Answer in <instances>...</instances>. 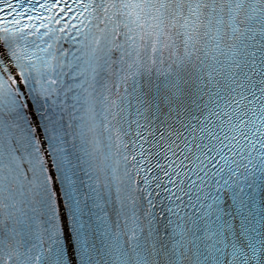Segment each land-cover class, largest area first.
<instances>
[{"label":"snow or ice","instance_id":"snow-or-ice-1","mask_svg":"<svg viewBox=\"0 0 264 264\" xmlns=\"http://www.w3.org/2000/svg\"><path fill=\"white\" fill-rule=\"evenodd\" d=\"M0 264H264V0H0Z\"/></svg>","mask_w":264,"mask_h":264}]
</instances>
